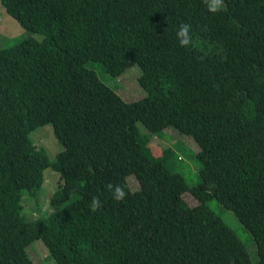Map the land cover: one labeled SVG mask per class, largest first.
<instances>
[{"label": "trees", "instance_id": "trees-1", "mask_svg": "<svg viewBox=\"0 0 264 264\" xmlns=\"http://www.w3.org/2000/svg\"><path fill=\"white\" fill-rule=\"evenodd\" d=\"M0 3L41 37L0 48V264H34L35 241L56 264H264V0H223L217 13L205 0ZM182 24L187 47L176 40ZM90 62L111 78L136 65L145 97L124 101ZM45 125L62 147L54 161L29 138ZM169 129L199 148L193 187L171 171V148L151 147ZM48 169L56 189L30 219L23 194ZM212 199L249 231L256 262Z\"/></svg>", "mask_w": 264, "mask_h": 264}, {"label": "rangeland", "instance_id": "rangeland-1", "mask_svg": "<svg viewBox=\"0 0 264 264\" xmlns=\"http://www.w3.org/2000/svg\"><path fill=\"white\" fill-rule=\"evenodd\" d=\"M30 36L41 38L40 35H30L25 32L12 17L4 12L0 3V48L11 47ZM87 67L95 71L97 76L110 88H113L126 102L140 100L146 95L139 85L138 80L141 72L136 65H130L121 76L115 78L107 76L102 71L101 66L95 62H90ZM137 127L142 134L149 135L141 123H137ZM151 137L153 141L151 147L155 155L160 156L161 149L171 148L174 151L169 163L171 171L182 175L189 187L197 185L200 181L199 169L201 168V163L196 158V153L199 150L197 144L190 137L170 129L151 135ZM29 138L38 149H43L46 152L50 161H54L56 155L62 150L50 125L35 129L30 133ZM57 181L58 174L52 172L51 169L46 170L42 188L33 196L26 192L23 194L22 205L24 210L22 214L30 219H35L40 212L47 211L49 199L56 189ZM127 182L132 191L139 188V184L133 176H129ZM183 198L190 206L198 203L189 192H186ZM207 205L234 231L244 244L250 260L256 262L258 260L257 247L249 231L231 211L226 210L215 199L210 200ZM27 252L34 264H56L41 241L33 242L28 247Z\"/></svg>", "mask_w": 264, "mask_h": 264}, {"label": "clouds", "instance_id": "clouds-1", "mask_svg": "<svg viewBox=\"0 0 264 264\" xmlns=\"http://www.w3.org/2000/svg\"><path fill=\"white\" fill-rule=\"evenodd\" d=\"M207 10L210 13H217L223 10L224 4L223 0H205ZM190 26L182 24L176 31V40L181 47H187L191 43V38L189 35ZM106 189L111 192L112 198L117 201H121L125 198L126 192L125 188L121 184L113 185L109 183L106 185ZM99 206V201L96 197L91 198L90 208L95 210Z\"/></svg>", "mask_w": 264, "mask_h": 264}]
</instances>
